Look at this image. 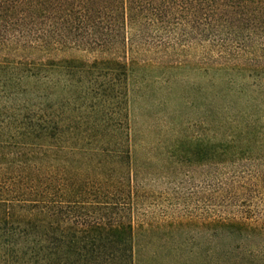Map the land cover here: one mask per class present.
<instances>
[{
  "label": "trees",
  "instance_id": "trees-1",
  "mask_svg": "<svg viewBox=\"0 0 264 264\" xmlns=\"http://www.w3.org/2000/svg\"><path fill=\"white\" fill-rule=\"evenodd\" d=\"M183 67L206 135L140 157L135 84ZM262 94L264 0H0V264H141L137 225L194 221L200 264H264Z\"/></svg>",
  "mask_w": 264,
  "mask_h": 264
},
{
  "label": "rangeland",
  "instance_id": "rangeland-1",
  "mask_svg": "<svg viewBox=\"0 0 264 264\" xmlns=\"http://www.w3.org/2000/svg\"><path fill=\"white\" fill-rule=\"evenodd\" d=\"M165 69L154 68L148 81L140 79L138 83H134L136 92L132 112L136 129L140 133L137 143L140 157L144 155L145 146L154 148L163 146L161 144L164 136L183 133L194 136L206 135L204 124L201 123V126L200 122H204L205 119V95L210 74L205 69L195 67ZM241 79L247 83L251 81L249 77ZM259 101L264 104V94L259 96ZM260 109V114L264 118V105ZM190 178L196 182L200 181V177L195 175ZM171 186L172 184L165 179L156 181V189L159 192L169 191ZM180 203L181 201L172 196L170 201L162 203L159 210L168 208L169 213L173 214L178 209H185ZM176 204H180L178 205L180 207L175 208ZM187 207V210L195 214V201ZM159 210L157 216H160ZM196 222H192L184 234L172 235L167 234L165 229L149 230L147 227L137 225V260L140 262L142 260L141 264H200L204 259L203 253L207 245L206 236L204 232L198 233ZM178 257L182 261L176 262Z\"/></svg>",
  "mask_w": 264,
  "mask_h": 264
}]
</instances>
